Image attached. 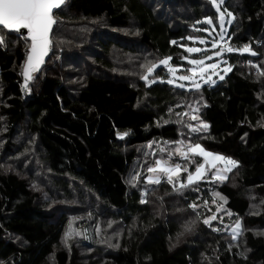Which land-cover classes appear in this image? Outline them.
<instances>
[{"label":"trees","instance_id":"16d2710c","mask_svg":"<svg viewBox=\"0 0 264 264\" xmlns=\"http://www.w3.org/2000/svg\"><path fill=\"white\" fill-rule=\"evenodd\" d=\"M221 8L235 17L231 45L257 55L226 54L231 72L198 91L142 77L169 56L188 73L181 45L207 35L196 30L211 29L198 23L206 17L218 27L209 0H65L30 91V42L0 29V264H264V0ZM192 108L206 130L177 115ZM181 140L238 167L221 184L148 183L157 159L190 171L202 162L174 152ZM230 220L241 221L238 240L224 230Z\"/></svg>","mask_w":264,"mask_h":264},{"label":"snow or ice","instance_id":"6c2138e0","mask_svg":"<svg viewBox=\"0 0 264 264\" xmlns=\"http://www.w3.org/2000/svg\"><path fill=\"white\" fill-rule=\"evenodd\" d=\"M209 2L215 7L216 12L219 13V28H220V40H224V31H225V14L232 19H235L232 12L228 11L226 8L221 11V5L224 4V0H209ZM65 3V0H0V26L4 29L14 30L16 32H20L21 29L27 30L28 39H30V48L26 56V62L23 66L22 76L24 77V83L22 88L28 89L29 81L34 79L33 73H36L40 70L41 65L45 62V57L48 55L49 51L52 47V38L51 33L53 29V25L57 23L56 16L54 15V10L59 9L61 5ZM198 23H206L210 26L213 25V20L211 17H206L204 21H198ZM228 23H231L229 20ZM197 31H207V29H196ZM215 28L213 27V31ZM211 35V33H209ZM188 39H193L192 37H188ZM0 43H3V38L0 37ZM172 44H176V41H172ZM200 44H205L207 41L204 39H199ZM184 48V51L187 53H200L202 51L201 48L198 47H186L181 45ZM212 48L219 49L215 51L213 55L215 57H221L225 52L227 53H249L253 56L257 55L255 51H253L248 45H244L242 48H234L229 46L228 43L221 44L219 41H212ZM213 55H209L205 53V58L203 59H187V63L192 65L193 67L187 69V72L190 74H184L177 76V67H174L170 64L172 57H166L159 61V65H163L167 68L168 73L172 77L167 81L161 80L160 82H166L168 84H174L176 87L185 88L186 85L184 83H176V81H187L190 82L192 89L199 90L201 88V81L204 83H209L211 80L210 76H206V73L211 70L213 73H216V70L219 68L218 63L206 64L205 60H212ZM225 65H227V61H223ZM158 65L156 63H149L145 65L146 71L148 74H152L154 69H156ZM231 71V66H226L223 69V72L227 74V72ZM218 74V73H216ZM261 75H264V71H261ZM157 76H154L150 83H154L157 80ZM145 81L149 80V76L145 75L142 77ZM220 79H224V76L221 75ZM214 83V81H211ZM191 90V89H189ZM191 107V106H189ZM199 112L198 108H192L191 113H177L178 116H189L190 120L198 121L199 127L188 123L186 127L190 132L196 133L201 130H206L209 126L207 123L200 120V117L196 114ZM180 146L177 147L174 152L179 154L185 161L188 163H194L195 157L202 158L201 163H196V167L194 171H190L187 164L185 166H181L179 163H170L169 160L165 159H157L154 162V165L149 166L147 171L148 173H152L155 175H149L147 177V182L150 184H160L161 179L166 178L167 183L172 185L173 188H176L177 184H179L180 188H185L188 185H193L201 180H203L208 175V169H217V171L213 175V179L215 180H224L227 177L222 175L221 173L230 172L233 168L238 167V162L231 158H226L223 155L216 154L206 150L201 144L195 142L185 141H177ZM163 151V149L161 150ZM172 153L169 154V158ZM218 164H223V169H218ZM187 173L186 182L180 180L181 172ZM214 195L220 196L223 200L224 197L219 193H215ZM145 202V201H142ZM215 203V201H213ZM207 204V202H205ZM190 207L195 210L198 205L193 203ZM211 211V209H209ZM220 210V207L217 206V211ZM231 215V213H228ZM217 216L212 215L203 220L205 225H209L211 227V221L216 220ZM240 228L239 222H237L235 228L233 229V239H236L237 229ZM185 229L187 231L191 230V227L186 225ZM214 231H218V229H213ZM71 236V232L65 234V242Z\"/></svg>","mask_w":264,"mask_h":264},{"label":"rangeland","instance_id":"374dc122","mask_svg":"<svg viewBox=\"0 0 264 264\" xmlns=\"http://www.w3.org/2000/svg\"><path fill=\"white\" fill-rule=\"evenodd\" d=\"M221 11H223L222 8H221ZM229 20L231 21V23H228ZM232 21H233V19H232L231 17H228V16L225 14V31H224V33H223L224 37H226L227 33L229 32V29H230V26H231V24H232ZM209 26H210V25H209ZM210 27H211V29H207V31H205V32L207 33V35H205V36H199L198 38L194 39V41L196 42V44H195L194 46H190V47H198V48H201L202 51H201L200 53H191L190 56L188 57V59H203V58H205V53H207V54H209V55H213V53H214L215 51H218V50H219V49H213V48H212V41H213L214 38H215V40H217V41H219V42L221 43V40H220L221 32H220V28H219V21H218V27H217L214 23H213V25L210 26ZM213 27L215 28L214 31H213ZM88 30L90 31V29H88ZM82 32H84V30H82ZM209 33H211V35H209ZM199 39H204L205 41H207V43H205V44H200V43H199ZM226 54H227V53H224L221 57H215V56L213 55V59H212V60H205V63H206V64L218 63V64H219V68L216 70V73H218V74L213 73L211 70H209V72L206 73V76H210V77H211V80L209 81V83H204L203 81H201V86H204V85H213V84H215L217 81L223 80V79H220V76H221V75H223L224 78H225V77L231 72V71H229V72H227V74H225V73L223 72V69H224L226 66H231V65L228 64V63H227V65H225V64L223 63V61H227L226 58H225V55H226ZM185 61L187 62V59H185ZM170 64H171V61H170ZM157 65H158V67H162V68L164 69V74L167 75V76H164V77H162V78H157L156 82H157V81H161V80H163V81H167L168 79H171V78H172V77L170 76V74L168 73L167 68H166L165 66H163V65H159V63H158ZM171 65L174 66L173 64H171ZM158 67H157V68H158ZM174 67H177V69H178V70H177V76H179V75H184V74H190V73H181V72H180L181 70L184 69V67H180V66H174ZM191 67H193V66L189 64V68H191ZM157 68H156V69H157ZM154 70H155V69H154ZM231 70H232V67H231ZM153 72H154V71H153ZM34 75H35V74H34ZM34 75H33V76H34ZM149 75H150V74H148V76H149ZM151 80H152V79L149 78V80L146 81L148 85L152 84V83H150ZM211 81H214V83H212ZM176 83H184V84L186 85L185 89H192L190 82H187V81H176ZM172 85H174V84H172ZM174 86H175V85H174ZM179 146H180V145H179ZM179 146H175V149H176L177 147H179ZM210 152H211V151H210ZM213 153H214V152H213ZM216 154H218V153H216ZM220 155H221V154H220ZM224 157H226V156H224ZM226 158H228V157H226ZM201 159H202V158H201ZM169 162H170V163H174L172 160H169ZM202 162H203V161H202ZM217 168H218V169H223V168H224V165H223V164H218ZM233 169H234V168H233ZM233 169H232V170H233ZM232 170H231V171H232ZM216 171H217V169H210V168H209V169H208V175H207L203 180L210 181V182H218L219 184H221V183H224L225 181L228 180V176H229L228 174L231 172V171H230V172H226V173H223V172H222L221 174H222V175H225L227 178L221 181V180H215V179H213V175H214V173H215ZM181 174H182V172H181ZM149 175H155V174L148 173V174H147V177H148ZM147 177H146V180H147ZM162 179H166V178H163V177H162ZM162 179H161V180H162ZM181 181H185V182H186V177H185L184 180H181ZM201 181H202V180H201ZM38 188L41 189V184H39V187H38ZM145 195H146V190H143V191H142V199H143V200L145 199ZM215 197H216V200H217V202H215V204H216L217 206L220 207V210L217 211V214L220 215V218H223L224 216H228L229 219H230L232 215H229L228 212H226V211L222 208V207H224V204L222 203V199L220 198V196H216V195H215ZM219 201L221 202V204L219 203ZM229 213H230V212H229ZM237 222H239V224H240V228L236 230V231H237V235H236V239H234V240H238V238L240 237V235H241V233H242V224H241V221H240V220H237V221L232 222V221L230 220V222H229L227 225H225V227H224V230L227 231L228 233H230L231 236H232V238H233V229L235 228ZM101 243L103 244L104 241L102 240Z\"/></svg>","mask_w":264,"mask_h":264},{"label":"water","instance_id":"95a60500","mask_svg":"<svg viewBox=\"0 0 264 264\" xmlns=\"http://www.w3.org/2000/svg\"><path fill=\"white\" fill-rule=\"evenodd\" d=\"M63 5H64V4H63ZM63 5H61V7H62ZM61 7H60V8H61ZM60 8H59V9H60ZM57 10H58V9H55L54 12L57 11ZM2 28H3V27L0 26V29H2ZM3 29H4V28H3ZM5 30H7V31H14V30H8V29H5ZM15 32H16V31H15ZM17 33H18L19 35L24 36V37L26 38V40H27L28 42L31 43L30 39H28V36H27V30H26V29H21L20 32H17ZM29 48H30V47H29ZM46 57H47V56H46ZM46 57H45V60H46ZM42 65H43V64H42ZM42 65H41V67H42ZM41 67H40V70H41ZM40 70H39V71H40ZM39 71H38V72H39ZM38 72L33 73V75L35 74V76H36V75L38 74ZM23 79H24V77H23Z\"/></svg>","mask_w":264,"mask_h":264},{"label":"built area","instance_id":"2783aa9c","mask_svg":"<svg viewBox=\"0 0 264 264\" xmlns=\"http://www.w3.org/2000/svg\"><path fill=\"white\" fill-rule=\"evenodd\" d=\"M225 41L228 43L229 46H232V45H231V42H230V39H229L228 37L224 38V40L221 41V44L225 43ZM232 47H233V46H232ZM234 48H236V47H234ZM233 53H238V52H233Z\"/></svg>","mask_w":264,"mask_h":264},{"label":"clouds","instance_id":"9594fccd","mask_svg":"<svg viewBox=\"0 0 264 264\" xmlns=\"http://www.w3.org/2000/svg\"><path fill=\"white\" fill-rule=\"evenodd\" d=\"M227 37V36H226ZM226 37H224V38H226ZM225 53H227V52H225ZM228 54V53H227ZM236 54H238V53H236Z\"/></svg>","mask_w":264,"mask_h":264}]
</instances>
